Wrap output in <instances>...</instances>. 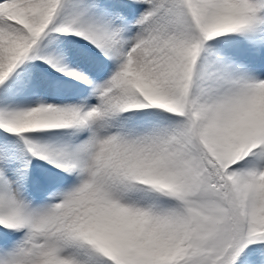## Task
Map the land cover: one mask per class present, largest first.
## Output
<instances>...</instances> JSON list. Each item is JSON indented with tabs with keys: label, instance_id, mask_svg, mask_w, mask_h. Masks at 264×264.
Listing matches in <instances>:
<instances>
[{
	"label": "snow or ice",
	"instance_id": "obj_1",
	"mask_svg": "<svg viewBox=\"0 0 264 264\" xmlns=\"http://www.w3.org/2000/svg\"><path fill=\"white\" fill-rule=\"evenodd\" d=\"M0 264H264V0H0Z\"/></svg>",
	"mask_w": 264,
	"mask_h": 264
}]
</instances>
